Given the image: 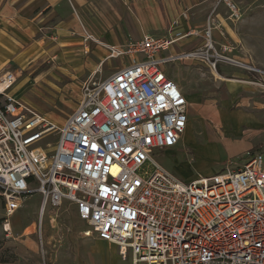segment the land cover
<instances>
[{"label": "built area", "instance_id": "built-area-1", "mask_svg": "<svg viewBox=\"0 0 264 264\" xmlns=\"http://www.w3.org/2000/svg\"><path fill=\"white\" fill-rule=\"evenodd\" d=\"M219 2L232 18L241 17L232 0ZM214 26L209 22L207 51L215 49ZM174 42L146 34L109 46L108 58L121 59L120 65L105 78L96 72L83 82L78 106L61 125L9 93L16 71L0 73L1 225L7 236L11 217L37 190L41 215L49 204L73 203L90 226L84 234L117 245L123 257L131 253L133 264H264L262 152L235 169L191 181L153 157L155 149L176 146L189 122L188 99L163 68L179 58L163 56ZM223 48L208 57L214 69L221 60L237 62ZM52 132L58 136L53 152L37 144ZM148 162L154 168L141 175Z\"/></svg>", "mask_w": 264, "mask_h": 264}, {"label": "rangeland", "instance_id": "rangeland-1", "mask_svg": "<svg viewBox=\"0 0 264 264\" xmlns=\"http://www.w3.org/2000/svg\"><path fill=\"white\" fill-rule=\"evenodd\" d=\"M219 1L198 0L194 12L190 10L192 16L188 11L183 14L186 17L189 15L197 26L196 33L188 35H198L197 43L189 51L173 53L174 49L179 48L177 42L173 48L163 52V56H179L165 63L163 68L188 96L189 106L198 102L200 108L206 106L222 113L231 110L240 113L236 116L231 114L228 120L224 117V123L220 125L210 117L206 119L212 122L219 137L215 142L207 136L205 115L201 112L189 115L188 125L179 143L175 147L153 151L157 162L185 181L235 169L256 151L264 155V124H260L264 123V87L260 85L264 82V74L246 78L247 82L239 81L234 76L232 78L237 81L229 87L227 75L216 71L208 59L213 60V54L222 52L226 44L229 47L224 53L226 56L264 70V0H232L241 13L239 19L232 18L229 7ZM218 12H221L226 27L234 36L225 27L218 28L219 36L213 38L216 50L207 51V21L210 15L216 16ZM209 22L217 26L214 18ZM180 35L178 33L176 37ZM41 36L47 39L45 35ZM55 41L51 40L52 45ZM89 58L90 54L82 53L77 57L66 58L47 48L20 59L16 57L11 60L9 57L8 65L0 64V72L5 68L16 71L19 77L9 93L47 120L61 125L78 106L83 81L93 71L94 64L86 63L90 61ZM68 61L71 66H68ZM123 61L127 62L128 58L125 57ZM78 63H84L79 72L73 66ZM120 63L121 59L111 58L98 68L96 76L107 77ZM229 66L245 70L235 65ZM42 72L44 75L37 78ZM245 97L249 98V103L244 102ZM245 112L261 122L254 125L252 118L243 116ZM213 134L209 128V135ZM57 138V132H52L37 144L53 152ZM245 138L253 144L252 149L237 153ZM50 142L53 145L48 148L47 143ZM153 168L154 164L148 162L139 173L145 175ZM32 186L37 188L38 185ZM41 201L42 194L37 190L28 195L24 204L11 217L12 233L7 236L1 225L4 210L0 198V264H133L131 253L123 257L117 245L100 239L95 233L90 236L84 234L90 226L78 217L73 203L65 202L59 207L49 204L41 215Z\"/></svg>", "mask_w": 264, "mask_h": 264}, {"label": "crops", "instance_id": "crops-1", "mask_svg": "<svg viewBox=\"0 0 264 264\" xmlns=\"http://www.w3.org/2000/svg\"><path fill=\"white\" fill-rule=\"evenodd\" d=\"M198 3V0H0V64L8 65L9 57L11 60L16 57L20 59L27 54L50 48L54 53L66 58L77 57L80 53L90 54L91 62H86L94 64L93 71L88 76L90 77L102 64L110 60L109 46H123L128 40L139 39L146 34L177 38L174 43L178 42L179 48L174 49L173 53H183L197 43L198 37V35L188 37L190 33H196L197 26L191 21L189 15L187 18L183 14L188 11L192 16L190 10L194 12ZM213 18L217 23L213 30V38H218L220 27L222 29L225 27L234 36L226 27L221 12H218L216 16L210 15L207 23ZM159 32L161 34H158ZM178 33L181 35L176 37ZM41 35H45L47 39L42 38ZM51 40H56L53 45ZM69 62L68 66H71ZM228 64L247 71L233 69ZM83 65L84 63L73 64L77 72L81 71ZM250 66L255 69H251ZM5 70L7 69L0 73ZM215 70L221 75H227L226 77L230 80L229 87H232V82L237 81L232 78L234 76L238 77L239 81L247 82L246 78L264 74L263 69L242 61L221 60L217 63ZM43 75L44 72L37 78ZM186 97L188 99L187 95ZM247 101L249 103V98L245 97L244 102ZM199 106L201 104L198 102H193L189 106L188 99V115H198L200 112L205 115L207 136L212 142L219 140V137L212 122L206 119L210 117L220 125L224 123V117L228 120L231 114H235L232 116L240 114L239 111L231 110L232 112L222 113L214 107L200 108ZM243 116L247 119L252 118L251 122L254 125L261 122L247 112ZM209 128L214 132L212 136L209 135ZM252 146L253 144L245 138V142L237 153L249 151Z\"/></svg>", "mask_w": 264, "mask_h": 264}, {"label": "bare ground", "instance_id": "bare-ground-1", "mask_svg": "<svg viewBox=\"0 0 264 264\" xmlns=\"http://www.w3.org/2000/svg\"><path fill=\"white\" fill-rule=\"evenodd\" d=\"M27 230H29V228H28ZM27 230H26V231H27Z\"/></svg>", "mask_w": 264, "mask_h": 264}]
</instances>
